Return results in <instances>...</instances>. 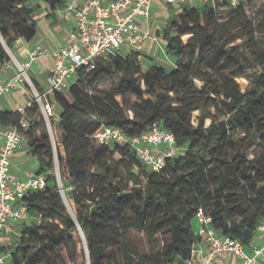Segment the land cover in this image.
<instances>
[{
	"label": "trees",
	"instance_id": "trees-1",
	"mask_svg": "<svg viewBox=\"0 0 264 264\" xmlns=\"http://www.w3.org/2000/svg\"><path fill=\"white\" fill-rule=\"evenodd\" d=\"M41 1L52 10L66 3ZM260 1L240 0L226 15L209 3L183 5L162 32L170 69L143 66L138 50L98 60L90 71L79 67L67 92L53 94L57 134L33 102L22 131L46 186L20 200L31 218L1 247L10 264H67L60 249L75 247L79 229L88 264H183L199 239L192 225L199 210L218 234L251 246L264 220V5L253 17L244 6ZM37 7L0 0V68L18 38L35 36ZM21 119L0 110L3 126ZM153 123L182 148L158 172L128 144L92 137L101 125L134 136ZM133 232L145 237L148 251L140 252Z\"/></svg>",
	"mask_w": 264,
	"mask_h": 264
},
{
	"label": "built area",
	"instance_id": "built-area-1",
	"mask_svg": "<svg viewBox=\"0 0 264 264\" xmlns=\"http://www.w3.org/2000/svg\"><path fill=\"white\" fill-rule=\"evenodd\" d=\"M153 0H68L64 9L72 12L74 17L75 38L59 48H52V60L45 87L38 90L27 73L31 62L43 54L39 47L26 48L27 58L11 60L17 68L14 77L3 79L0 76V95L28 86L31 97L25 105L14 104L22 119L18 124L3 126L0 124V264L8 257V252L1 250L7 236L16 231L23 221L31 217L21 204V198L28 190H43L46 186L44 173L30 171L25 178L14 177L10 173L11 155L25 143L23 129L27 123L24 116L33 102H37L42 115L47 121L55 116V92L66 93L75 77L76 70L84 67L93 70L98 60L123 55L125 46L129 50H139L148 32L141 29L138 18H148L152 11ZM175 0H167L174 2ZM207 1V0H203ZM240 0H221L222 8L235 7ZM153 41L159 46L157 37ZM92 137L103 144H128L138 158L151 171H160L165 160L182 153V148L175 143L171 132L153 123L146 131L128 136L114 126H99ZM55 173L57 170L55 168ZM37 220L38 218L33 217ZM198 228L196 234L208 244V249L201 254L195 264H229L224 257H233L237 264H264V220L256 225V237L249 248L229 236L218 234L211 227V217L199 210L196 213ZM18 235V232H16ZM199 251L196 244L191 257L183 264L192 263L194 253Z\"/></svg>",
	"mask_w": 264,
	"mask_h": 264
},
{
	"label": "crops",
	"instance_id": "crops-1",
	"mask_svg": "<svg viewBox=\"0 0 264 264\" xmlns=\"http://www.w3.org/2000/svg\"><path fill=\"white\" fill-rule=\"evenodd\" d=\"M68 0H66V3ZM31 3L38 7L35 11L36 18V34L31 40L18 38L12 49L14 56L18 60L27 58L25 54L26 48L39 47L43 50V54L33 60L27 69V73L31 80H33L40 88L45 87L46 77L49 74L52 60L50 50L52 48H59L68 44L75 38L74 33V17L71 11L62 8L55 10L50 9L46 3L41 0H31ZM204 3H209L216 9H221V0H175L174 2H167V0H153L152 11L148 18H138V22L142 30L148 32V37L141 43V48L138 50L141 53V59L147 64L166 63L161 65L165 68H172L174 66V59L170 56L164 45L162 32L165 28L168 19L177 14L183 5L201 7ZM153 37H157L159 46L153 41ZM124 53L128 52L127 46L123 49ZM167 66V67H166ZM167 68V69H168ZM16 65L9 61L0 68V76L3 79L12 78L16 75ZM31 93L27 86L21 89L13 90L8 94L0 95V110L10 109L14 110V104L25 105L30 99ZM60 112L58 106L57 116ZM10 173L12 176L23 179L28 172L34 171L36 168L31 167V162L34 158L28 153V147L23 143L10 157ZM198 221L196 219V226L193 228L196 232L198 228ZM256 242L260 239L254 238ZM196 247L199 251L194 253L192 263L195 264L201 254H204L208 249V244L199 238L196 242ZM224 261L229 264H237L233 257H224Z\"/></svg>",
	"mask_w": 264,
	"mask_h": 264
},
{
	"label": "rangeland",
	"instance_id": "rangeland-1",
	"mask_svg": "<svg viewBox=\"0 0 264 264\" xmlns=\"http://www.w3.org/2000/svg\"><path fill=\"white\" fill-rule=\"evenodd\" d=\"M260 5H264V0H261L260 2L256 3L255 6H244V8H245L247 14L250 15L251 17H253L252 14L256 11V9L259 8ZM216 11L218 12V14L226 15L227 12H228V9L221 8V9H216ZM123 53H124V51H123ZM8 54H9V57H10V61L13 60L14 57H15L14 53L9 50ZM140 61H141L143 66H146V67L149 66L142 59H140ZM160 65H166V63H160ZM168 69H170V68H168ZM237 82L239 83L241 88H245L249 84L248 81L246 79H244V78H237ZM108 84H109V81L107 80V81H105L102 84V87L106 88L108 86ZM29 91H30V93L32 92L30 88H29ZM35 103H37V102H35ZM52 103H54L55 116L53 118H51V120H48V121L45 118V116H44V119H45V122L48 125H50V122L53 124V129L51 128L52 129V133L55 132V134H57L55 125L57 123L58 104L55 103L54 101H52ZM37 105H38V103H37ZM196 115H197V112H194L193 116H192V120L194 122L196 121V119H195ZM50 127H51V125H50ZM249 157L251 158L252 156L250 155ZM31 167L33 169L37 167L36 161H32L31 162ZM59 185L61 186V182L60 181H59ZM62 191H63V193H62L63 197L65 198L68 207L71 209L70 201L68 200L67 195L64 192V189H62ZM192 225H193V228L196 226V219L193 220ZM16 232H17V229H16V231H12V232L9 233V236H7V240L5 242V246H8V245L12 244V242L16 239V237H17V233ZM132 238H133V241L139 246L140 252H144V251H148L149 250V247L147 245L146 239H145V237L143 235H141L140 233L133 232L132 233ZM3 252H6V251L3 249ZM60 254L64 258V260L67 262V264H88V261H87L88 254H87V251H85V249H84V242H83V240L81 238H80V241L75 245L74 248H73V246L71 244L69 246L64 247V248H61L60 249ZM3 264H10L8 257L4 258V263Z\"/></svg>",
	"mask_w": 264,
	"mask_h": 264
},
{
	"label": "water",
	"instance_id": "water-1",
	"mask_svg": "<svg viewBox=\"0 0 264 264\" xmlns=\"http://www.w3.org/2000/svg\"><path fill=\"white\" fill-rule=\"evenodd\" d=\"M62 196H63V194H62ZM63 199H64V201H65V204H66V207H67L68 211H69L70 213H72V211H71V209L68 207V205H67L66 200H65L64 197H63ZM79 230H80V237H81V239L83 240V242L85 243L84 235H83L81 229H79Z\"/></svg>",
	"mask_w": 264,
	"mask_h": 264
}]
</instances>
